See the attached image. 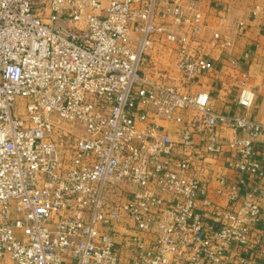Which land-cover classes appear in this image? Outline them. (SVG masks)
I'll return each instance as SVG.
<instances>
[{
  "label": "built area",
  "instance_id": "built-area-1",
  "mask_svg": "<svg viewBox=\"0 0 264 264\" xmlns=\"http://www.w3.org/2000/svg\"><path fill=\"white\" fill-rule=\"evenodd\" d=\"M204 24L197 0H0V264L264 260L257 95L194 91L228 44Z\"/></svg>",
  "mask_w": 264,
  "mask_h": 264
},
{
  "label": "crops",
  "instance_id": "crops-1",
  "mask_svg": "<svg viewBox=\"0 0 264 264\" xmlns=\"http://www.w3.org/2000/svg\"><path fill=\"white\" fill-rule=\"evenodd\" d=\"M197 6L205 22L198 39L208 43L218 33L228 44L208 50L216 69L222 72L221 77L205 79L194 91H211L215 98L214 108L221 113L234 114L239 109L233 98L238 94L237 86L245 74L247 86L257 95L256 106L246 111L247 115L264 123V0H197ZM246 53H249L247 59L244 58ZM232 60L240 61V70L233 69ZM222 84L226 91L220 89ZM225 134L231 137L232 131L227 129ZM256 148L264 167L262 138L256 142ZM262 206L264 209V202ZM257 264H264V260Z\"/></svg>",
  "mask_w": 264,
  "mask_h": 264
},
{
  "label": "rangeland",
  "instance_id": "rangeland-1",
  "mask_svg": "<svg viewBox=\"0 0 264 264\" xmlns=\"http://www.w3.org/2000/svg\"><path fill=\"white\" fill-rule=\"evenodd\" d=\"M170 52L171 51L168 45L159 43L154 47V50L150 52V54L153 55V58L148 65L149 74L151 77L154 79L169 80L172 82L179 81L178 75L175 71V68L173 67L171 58L172 53ZM163 73L169 74L171 76V80L169 78H165V74ZM6 264H13V262L8 259Z\"/></svg>",
  "mask_w": 264,
  "mask_h": 264
}]
</instances>
